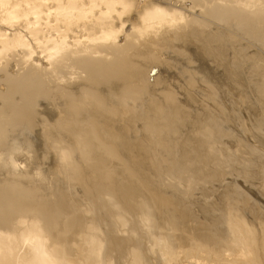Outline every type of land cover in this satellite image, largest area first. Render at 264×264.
Returning <instances> with one entry per match:
<instances>
[{
    "label": "rangeland",
    "instance_id": "374dc122",
    "mask_svg": "<svg viewBox=\"0 0 264 264\" xmlns=\"http://www.w3.org/2000/svg\"><path fill=\"white\" fill-rule=\"evenodd\" d=\"M232 1L224 18L202 25L216 26L217 36L189 32L153 48L150 71L121 73L130 80L113 71L114 83L107 63L90 75L98 84L78 67L53 79L38 52L27 105L0 113V132L11 129L0 134V236L12 241L3 262L264 264V0ZM170 55L180 59L167 68ZM11 67L0 79L21 73ZM92 130L99 146L81 138Z\"/></svg>",
    "mask_w": 264,
    "mask_h": 264
},
{
    "label": "bare ground",
    "instance_id": "6f19581e",
    "mask_svg": "<svg viewBox=\"0 0 264 264\" xmlns=\"http://www.w3.org/2000/svg\"><path fill=\"white\" fill-rule=\"evenodd\" d=\"M231 1L232 0H173V1L172 0H0V73H3L5 71V69L7 71V69L9 67H10V69H12L11 64H13L14 61L17 62V65L20 66L19 69L21 70V73L19 72L16 75L17 77H13V76L10 77V75L7 76L5 74L4 78L0 79V83H4V85H5V88H4L5 91L4 90L0 91V113H4L5 115L9 116L8 112L11 111L12 114H13L14 109L20 108L19 104L21 102H22L21 105H23V101L27 102L26 98L30 97V95L28 96V94H27V92L28 93L30 92V91H28V89L29 90L33 89V91H34V86L32 85V82H37V81H35V79L33 80L32 76L35 75L34 71L37 70V69H35V68H37V66H35L33 64V62H36V61H38L39 63L42 62V60L39 61L37 59V58H39V57H37L38 52L40 54L41 53L44 54V56L47 59H49L50 64H48V65L51 66V70H52L51 75L53 77H55L53 79H57V76L59 75V73H61L60 72L61 69H63L64 67L65 68L66 67H69V68L70 67L71 68H73V67L77 68L78 67L85 74L84 75L85 77H83V78H85L86 82H87L88 81V77L90 75L94 76L93 72L95 74H98L96 69L99 70L100 68L98 67L99 68L98 69L96 67L99 64L107 63L106 64V65H108L107 68H109L110 65H115L113 68L108 69V70H111V72L105 70L106 72H110V73H108L109 74V78H112L114 80V83H115L116 82L115 81L116 77H114L115 74L116 75L118 74L117 77H119V74L121 75V73H123V74L129 73L131 71V69H134L136 72L139 71V74H143L144 75V72L146 71V69L152 68V66L150 67V65H152L153 64L152 62L154 61V58H152L153 56L150 55L151 51H153L152 49L155 48V47H161L164 43H167L168 41H169L168 44H172L173 45V42L171 43L170 40L174 41V39H176V38L178 40L179 37L181 38V36H183V35L185 36L189 32L193 33V36H194V33H197V32L201 33V34L205 32V33H209L210 35L211 34L212 35L215 34L217 36L218 33H216V32H217L218 28L216 26L214 27V25L213 26L210 25V27H208L209 30H207L204 27L208 26V24H209L208 22L211 21V18H215V19L217 17L224 18V16L226 15V11L224 10V8H227V7L231 8L230 7L231 4L229 3ZM234 1L238 2L237 0H234ZM243 1H242V3H243ZM222 2H226V4H223ZM232 3H235V2L232 1ZM202 25H204V27ZM218 31H219V29H218ZM187 35H186V38L188 37ZM191 36L192 35H190L188 38L191 39ZM218 38H220V37L218 36ZM122 39H123V41H122V43H120ZM212 39H211V42H212ZM215 39L216 38H214L213 41H215ZM217 39H216V41H217ZM213 44H215V42H213ZM165 45H167V44H165ZM165 45H164V47H165ZM186 45H188V44H186ZM164 52H166V51L164 50ZM153 53H155V52H153ZM170 53H168V54H170ZM160 54H161V52H160ZM162 54L164 55V53H162ZM35 55H36V57H35ZM156 55H159V54L155 53L154 56H156ZM180 55L182 56L183 53L180 54ZM171 57L172 56L170 55V57L167 58V60H165L166 62L165 61L162 62L163 65L164 66L166 65L167 68L169 66H171L169 64V62H174L176 59L179 58V56L177 55L178 58L175 57L176 59H174V61H173L172 59L174 57H172V59H170ZM150 59L151 60L153 59L152 62L150 61ZM159 60H162V59H159ZM155 62H156V60L154 61V63ZM182 62L187 63V62H191V61L183 60ZM154 66H155V64H154ZM49 69H50V67H49ZM74 70H77V69H74ZM165 70H167V69H165ZM113 71L114 72H118V73H114V75L112 77H110L111 76L110 74H112ZM149 71H150V69H149ZM155 71L156 70L153 69L152 73H154ZM82 72H81V74L83 76ZM106 72H105V75H102L103 77H106ZM79 73L77 75L81 76V74H79ZM171 73H172V70H171ZM123 74L121 76H123L125 79H127L128 78V77L126 78L127 74L125 76ZM130 74L131 73H129V75ZM47 75H48V73H47ZM69 75H71V73ZM143 75L142 76L140 75V78L145 77ZM163 75H164V73H163ZM95 76L98 77L97 75H95ZM102 76H101V78H102ZM131 76L133 77L134 75L131 74ZM138 76H137V78H135V80L138 79ZM191 76H193L192 73H191ZM59 77L61 78L62 76L60 75V76H58V78ZM74 77H75V75H74ZM120 77H119V79L121 80L123 77H121V78ZM148 77H150V76H146V78H148ZM45 78H43V79L45 80ZM78 78H79V76H78ZM101 78H100V80H101ZM166 78L168 79V76ZM64 79H65V77H64ZM68 79H70V81H71L72 78H68ZM68 79H67V81H68ZM96 79H94V78H92L90 76L91 85H92V83H97ZM112 79H109V80H110V82L112 81V83H113ZM171 79L173 80V78H171ZM171 79L169 78V80H171ZM36 80H37V78H36ZM72 80H74V79H72ZM83 80L82 81L78 80L76 82H83ZM106 80H107V82H105V83H107V84H105V83L104 84L108 85L109 81H108V79H106ZM131 80H132V78H131ZM144 80H143L142 84H144ZM161 80H160L159 84L164 79L162 81ZM58 81L60 82V80H58ZM146 81H147V79H146ZM146 81H145V83H146ZM124 82H126V80L123 81L122 84ZM127 82H129V81H127ZM132 82L134 83V80ZM136 82H140V81L136 80ZM42 83L44 84V82H41V87L40 88L38 87V88H39V90L43 91V89H41V88H45V87L42 86L43 85ZM46 83H48V82H46ZM71 83H72V81H71ZM99 83H100V81H99ZM112 83H109V84L113 85L114 83L113 84ZM147 83H149V82H147ZM100 84H102V81H101ZM159 84H157V86ZM165 84L167 85L168 83L167 82L164 83V87L163 88H165ZM169 84H170V82H169ZM53 85H54V87L56 86V84H53ZM67 85L68 84L66 83V86ZM75 85H77V84H75ZM110 85H108L109 86V88H108L109 90H110L111 87L113 88V86H110ZM125 85H127V84H125ZM146 85H147V88H149L148 84H146ZM151 85H152V83H151ZM44 86H46V85H44ZM101 86H98V87H100V89H101ZM133 86H135V85L133 84ZM169 86L172 87V85H169ZM71 87H72V84H71ZM46 88H48V87H46ZM151 88H152V86H151ZM95 89H96V86H95ZM106 90L107 89H105V91ZM120 90H121V88H120ZM171 90H173V88ZM33 91H31V92L33 93ZM115 91H116V89H115ZM44 92H46V91L44 90L42 92L43 94H41V95H44ZM47 92H49V90H47ZM51 92L53 93V91H51ZM78 92H79V90H78ZM81 92H82V90H81ZM87 92H88V90H87ZM97 92H99V91H97ZM159 92H162V91L159 90L158 93ZM164 92H166V88H165ZM69 93H70V90H69ZM72 93H74V92H72ZM99 93H97L95 95L98 96ZM110 93H112V92L110 91ZM156 93H157V91H156ZM166 93L168 94V96H170V99H171V97L175 96V95L174 96L169 95V92H166ZM171 93H173V92L171 91ZM54 94H55V92H54ZM159 94H161V93H159ZM176 94L178 95L177 92H176ZM31 95H32V97H34L33 94H31ZM41 95H40V97H41ZM45 95H46V93H45ZM47 95H48V93H47ZM50 95H53V94H50ZM85 95H86V93H85ZM134 95H136V94H134ZM161 96H163V94ZM49 97H47V99ZM140 97H141V94H140ZM110 98H112V97H110ZM123 98H125V97H123ZM142 98L143 97H141V99ZM149 98H150V96H149ZM175 98L177 99V97H175ZM100 99L101 98H99V100ZM102 99H103V97H102ZM120 99H122V98L120 97ZM127 99H129V98H127ZM166 99H169V98H166ZM166 99H164V100H166ZM172 100H174V99H172ZM109 101H108V104H109ZM134 101H133V103H134ZM156 101H158V100H156ZM26 102L24 104H26ZM122 102H123V100H122ZM146 102H148V101H146ZM86 103H87V101H86ZM100 103H101V101H100ZM105 103L107 104L106 101H105ZM155 103L156 102L154 100L153 104H155ZM169 104L170 103L168 102L167 105L170 106V107H173V106H171V104L170 105ZM176 104H177V102H176ZM172 105H174V104H172ZM178 105L179 104H177V106ZM17 106H18V108H17ZM36 107H38V106H36ZM46 107H47V105H46ZM89 107H90V105H89ZM102 107H104V105ZM156 107L158 108L157 105H156ZM173 108H175V107H173ZM23 110H26V108H23ZM154 110H156V109L154 108ZM18 111L19 110H17V113H18ZM98 111H99V109H98ZM171 111H174V109L171 110ZM23 112H25V111H23ZM14 113L16 114V112H14ZM19 113H20V111H19ZM90 115H92V114H90ZM7 116H6V119H7ZM101 116H103V115H101ZM100 118H103V117H100ZM4 120H5V117H4ZM2 121H1V123L5 124L4 121L3 122ZM10 121H12V120H10ZM103 121H104V118H103ZM89 123L91 125L90 121H89ZM92 124H94V123H92ZM6 125H7V121H6ZM8 125H7V127H5V130H7V131L11 130V129H9V130L7 129ZM94 125H97V124H94ZM101 126H104V124H102ZM0 127H1V129L2 128L4 129V125H0ZM81 127H83V126H81ZM89 128H90V126H89ZM84 129H82V130L84 131ZM95 129H96V127H95ZM5 130L2 131V132H5ZM83 131H82V134L85 133ZM2 132H0V134L4 135V136L8 133V132L7 133L5 132L6 134H4ZM9 134H11V133H9ZM4 136H2L3 137L2 139H4ZM83 137H86V139H84ZM97 137H98V135H97ZM77 138H78V136H77ZM81 138L84 141L86 140L87 141L86 143L88 145H90V147L91 146H93V147L94 146L95 147L99 146L93 130H92V132H90V131L86 132L84 134V136L82 135ZM86 143H84V144H86ZM96 149H98V148H96ZM96 149H95V151L97 152ZM88 150H90V149H88ZM91 150H93V148ZM68 152H69V150H68ZM101 152H99V153L101 154ZM105 152H107V151H105ZM87 154H89V153H87ZM90 154H91V152H90ZM65 158H66V156H65ZM8 174H9V172H8ZM4 192L6 193V191H4ZM2 194H3V191H2ZM2 194L0 196H2ZM3 218H2V222L4 220ZM40 243H41L40 239L38 237H36L34 239V250H35V253H37L39 251ZM11 247H12V241L9 240V239H6V238H2V236H0V264H4L5 262H7L6 260H8L7 257H9V258L11 257V251H12ZM2 260H5V262H3Z\"/></svg>",
    "mask_w": 264,
    "mask_h": 264
}]
</instances>
